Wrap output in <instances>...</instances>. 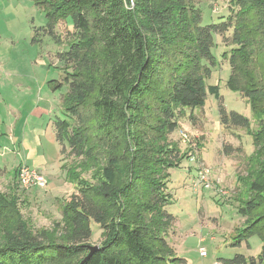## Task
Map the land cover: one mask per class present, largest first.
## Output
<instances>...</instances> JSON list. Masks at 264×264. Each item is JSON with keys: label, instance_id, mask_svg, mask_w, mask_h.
Returning <instances> with one entry per match:
<instances>
[{"label": "trees", "instance_id": "1", "mask_svg": "<svg viewBox=\"0 0 264 264\" xmlns=\"http://www.w3.org/2000/svg\"><path fill=\"white\" fill-rule=\"evenodd\" d=\"M34 1L46 13L41 29L55 39L56 25L73 21L69 48L58 53L68 84L65 117L54 125L62 154L69 148L77 158L67 175L78 188L51 230L34 229L18 203L0 200V264H184L167 238L177 222L167 210L168 170L184 158L169 135L179 126L178 112L204 106L208 93L220 101L224 128H250L247 116L226 110L219 86L207 84L222 37L233 45L224 53L228 85L254 114L264 112V78L246 67L256 45L264 50V0H233L236 11L210 24H203L202 0ZM56 82H49L53 90ZM250 132L254 152L264 156V117ZM90 169L95 177H82ZM250 189L241 207L247 225L234 245L250 248V237L259 235L261 252L221 257L220 264H264V180H252ZM93 222L101 240L92 252Z\"/></svg>", "mask_w": 264, "mask_h": 264}, {"label": "rangeland", "instance_id": "2", "mask_svg": "<svg viewBox=\"0 0 264 264\" xmlns=\"http://www.w3.org/2000/svg\"><path fill=\"white\" fill-rule=\"evenodd\" d=\"M199 1L195 0L196 3ZM202 1L203 24L218 22L221 17L227 19L237 9L233 0ZM0 10L5 13H0V44L6 46L5 54L0 57V100L2 94H8L12 103L22 108L25 115L20 126V150L0 148V168H3L0 171V200L15 203L14 207L18 203L21 213L34 229L51 230L56 222L62 221V203L69 200L78 188V181H70L67 175L68 169L77 165V158L69 148L62 154V146L56 136L51 135L54 132L52 118L65 117L62 98L68 92V84L65 81V63L59 59L58 53L69 48L73 21L68 18L56 25L55 32L60 39L57 40L41 29L47 25V17L34 0H0ZM226 39H216L213 52L218 64L207 84H217L226 110L247 116L251 125L249 129L224 128L220 123V101L211 93L207 94L204 106L178 112L179 126L169 135V140L175 143L184 158L178 166L168 170V191L172 202L167 210L177 217V222L173 223L167 238L172 248H177V256L187 260L185 264H220L219 258H231L236 253L257 256L262 247L259 235L250 237V248L245 242L240 246L234 245L237 230L247 225V216L241 212V207L250 196L251 182L256 178L264 180V162L259 160L264 156L254 152L250 132V129H257L264 112L254 114L240 92L228 85L231 67L224 53L229 55L233 45L231 38L228 43ZM252 56V66L247 64L246 67L258 80L264 78V50L256 45ZM51 80L59 85L55 90L49 84ZM32 99L39 101L47 111L40 115L27 111L26 107H32L28 104H33ZM51 108L55 109L52 113L49 111ZM27 116H30L27 128H41L43 132L32 129L33 133L26 135L24 122ZM39 135L41 147L33 144ZM260 142L264 146V140ZM22 158L35 169L51 160L50 167L44 172L48 177L37 169L47 179L45 187L26 189L14 178L16 165ZM199 166L210 170L208 181L212 187L196 184ZM95 171L90 169L81 175L92 180ZM99 177L97 175L96 179ZM91 227L94 234L90 244L93 246L100 243L101 230L95 222ZM202 250L206 255L201 254Z\"/></svg>", "mask_w": 264, "mask_h": 264}, {"label": "crops", "instance_id": "3", "mask_svg": "<svg viewBox=\"0 0 264 264\" xmlns=\"http://www.w3.org/2000/svg\"><path fill=\"white\" fill-rule=\"evenodd\" d=\"M0 13L5 14L3 12V10H0ZM1 38L2 37H1V30H0V39ZM5 49H6V46L0 44V57H3V55L5 54ZM1 96H2V99L0 100V148H2V149H4V148L10 149L11 148L12 149V147H14L13 149L17 148L20 150V141H21L20 137L22 136L21 135V129L22 128H20V126L23 124V121L25 119L24 111H22V108H19L18 106L14 105L12 103L11 96H9L8 94L6 96H4L2 94ZM32 103L33 104H30L28 102V104L31 105L32 107H30V108L26 107V109H29L27 111H30V113L34 112V113H37L40 115L43 111H45V110L47 111V108L42 107L40 105L39 101L37 103L36 101L34 102V100H33ZM52 110H53L52 108L49 110L50 113H52ZM29 117L30 116H27L26 120L24 122V123H26L25 134L27 135L30 132L33 133V131L36 132L38 130H39V132H43V130L41 128H37L38 130H35L36 128H32L33 131L29 127L27 128V125L29 124ZM51 125H52V128L54 130V132H52L51 135L54 136L55 135V125H54V119L53 118H52ZM36 126H38V124ZM34 139H35V137H34ZM3 141H5V142H3ZM33 144L35 146L41 147L40 135L38 136V139L33 141ZM0 156H1V153H0ZM23 162L30 165L28 163V161L25 160V158H22V160L16 165V169H15V172L13 174V175H15L14 178H16V180H17L16 171H17L18 167L21 164H23ZM50 163H51V160L46 162V164H40L37 169L42 170L41 172L43 174H45L44 172H47L46 170H47V168L50 167ZM2 170H3V168H0V171H2ZM46 176L48 177V175H46ZM175 250L177 253L176 247H175ZM186 262H187V260H186Z\"/></svg>", "mask_w": 264, "mask_h": 264}, {"label": "built area", "instance_id": "4", "mask_svg": "<svg viewBox=\"0 0 264 264\" xmlns=\"http://www.w3.org/2000/svg\"><path fill=\"white\" fill-rule=\"evenodd\" d=\"M210 170L205 169V167L197 169V185H202L205 188H210L211 183L208 181V175ZM207 178V179H206ZM18 181L23 186V188H31L34 186L43 188L47 185L46 177L41 174L37 169L32 168L28 164H22L18 170ZM202 255H206L205 250L201 251Z\"/></svg>", "mask_w": 264, "mask_h": 264}, {"label": "water", "instance_id": "5", "mask_svg": "<svg viewBox=\"0 0 264 264\" xmlns=\"http://www.w3.org/2000/svg\"><path fill=\"white\" fill-rule=\"evenodd\" d=\"M97 248H98L97 245L92 246V252H93L95 249H97ZM92 252H91V253H92ZM91 253H90V254H91Z\"/></svg>", "mask_w": 264, "mask_h": 264}]
</instances>
